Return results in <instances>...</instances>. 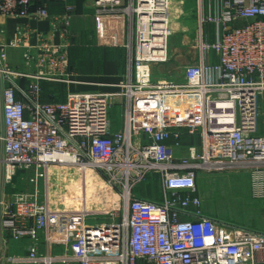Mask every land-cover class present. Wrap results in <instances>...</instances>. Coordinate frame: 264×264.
I'll list each match as a JSON object with an SVG mask.
<instances>
[{
  "label": "built area",
  "instance_id": "1",
  "mask_svg": "<svg viewBox=\"0 0 264 264\" xmlns=\"http://www.w3.org/2000/svg\"><path fill=\"white\" fill-rule=\"evenodd\" d=\"M36 1L0 0L1 14L52 21L49 33L19 25L0 43V169L13 187L30 173L29 190L0 192V264H264V230L204 214L198 185L201 170L249 171L264 200V0H199L198 55L172 80H155L170 61L172 0H90L130 35L121 80L97 91L70 88L81 83L72 8L52 17ZM8 48L24 50L23 67L8 64ZM43 83L58 90L45 97ZM117 103L124 120L113 129ZM154 176L160 199L134 195ZM89 215L111 221L88 225ZM24 240V255L8 253Z\"/></svg>",
  "mask_w": 264,
  "mask_h": 264
},
{
  "label": "crops",
  "instance_id": "2",
  "mask_svg": "<svg viewBox=\"0 0 264 264\" xmlns=\"http://www.w3.org/2000/svg\"><path fill=\"white\" fill-rule=\"evenodd\" d=\"M194 1V0H193ZM37 5L48 4V10L51 16L63 17L67 7L73 10V18L70 28V39L72 46L69 50L70 63H74L75 57H79V68L74 66L72 72L78 84L70 85L72 91H97L112 88L111 83H117L121 80L126 71L128 50L123 44L129 41V31L126 21L121 17H96L90 0H37ZM196 1V7L199 5ZM213 0H203V5L207 9ZM198 9V8H197ZM199 10L197 14V20ZM51 18L37 19L36 17H10L0 13V43H4L8 38L14 37L19 25L27 26L33 30H39L49 33L51 29ZM198 22V21H197ZM247 20H240L238 24L243 25ZM199 25V23H198ZM210 30L215 26L207 25ZM117 36L119 41L117 43ZM208 41H214L211 35L205 36ZM54 41H59V36L54 37ZM35 43L36 39L31 38ZM23 49L8 48L7 61L13 68L23 67ZM198 54V49L195 50ZM213 60L216 57L213 55ZM263 121V119H262ZM261 121V134L264 135V121ZM181 151L179 154H184ZM243 170H234L223 172L222 177H210L213 173H206L201 170L198 185L202 197H242L246 205L245 217L242 219L246 224L254 228L264 230V200L256 199L253 194L252 175L249 171L248 178H242L240 175ZM0 178H3V170L0 169ZM216 192V193H215ZM218 196H215V194ZM240 200V201H242ZM203 212L206 215L216 216V210L208 203L203 201ZM248 213V215H246ZM243 222V221H241ZM239 223V222H236ZM242 224V223H241ZM8 239L7 235L0 234V253L7 255V246L4 241ZM27 241L8 243V253L16 255L25 254Z\"/></svg>",
  "mask_w": 264,
  "mask_h": 264
},
{
  "label": "rangeland",
  "instance_id": "3",
  "mask_svg": "<svg viewBox=\"0 0 264 264\" xmlns=\"http://www.w3.org/2000/svg\"><path fill=\"white\" fill-rule=\"evenodd\" d=\"M197 0H172L171 10V27L173 34L169 38V55L170 61L163 64L159 69V74L156 79L166 78L168 80L180 79L183 75L184 69L190 64L194 63L197 57L195 46L200 43V29L197 20L199 5L196 7ZM199 3V2H198ZM198 8V9H197ZM214 26V25H213ZM206 36L211 35L214 39L216 35V26L210 30L208 26L204 27ZM199 51V50H198ZM262 119L264 121V97L262 100ZM110 118L112 120L113 129H119L123 125V108L120 104H114L110 109ZM261 119V121H262ZM262 121V122H263ZM224 173H213L210 177H222ZM249 172H243L240 177L248 178ZM30 173L27 171H19L13 179V184H5L4 178H0V192L6 189L9 192L29 190L28 178ZM40 191H44V182L40 181ZM134 195H142L153 199H160L161 185L160 180L154 176L147 179L145 182L138 184L134 188ZM216 193V192H215ZM219 193L215 196H218ZM242 197H205L204 202H208L216 213L221 216L218 217L227 222H239L244 225L251 224L245 223L242 220L245 217L246 205L243 203ZM248 215V213L246 214ZM111 221L107 216L102 215H89L86 219L88 225H95L100 222ZM243 221V222H241ZM253 226V225H252Z\"/></svg>",
  "mask_w": 264,
  "mask_h": 264
},
{
  "label": "trees",
  "instance_id": "4",
  "mask_svg": "<svg viewBox=\"0 0 264 264\" xmlns=\"http://www.w3.org/2000/svg\"><path fill=\"white\" fill-rule=\"evenodd\" d=\"M78 59H79V57L77 56V57H75V60H77V61L74 63H70V70L71 71H72V69H74V66L79 68ZM43 86H44L45 97H48L50 92L58 90V86L51 84V83H43ZM63 99H64V97L58 98V100H63Z\"/></svg>",
  "mask_w": 264,
  "mask_h": 264
}]
</instances>
